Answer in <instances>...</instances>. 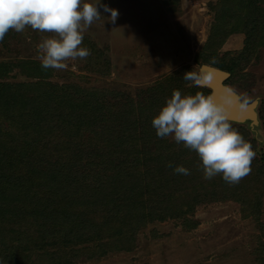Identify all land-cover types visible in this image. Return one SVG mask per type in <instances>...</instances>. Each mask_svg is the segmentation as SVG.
Returning <instances> with one entry per match:
<instances>
[{"label":"rangeland","instance_id":"374dc122","mask_svg":"<svg viewBox=\"0 0 264 264\" xmlns=\"http://www.w3.org/2000/svg\"><path fill=\"white\" fill-rule=\"evenodd\" d=\"M82 2L99 4L101 18L83 34L81 47L91 54L66 61L65 70H45L36 58L50 33L26 26L0 42V209L6 213L0 264H264V0ZM104 5L118 11L114 24ZM202 65L231 69L226 83L248 103L259 99V127L231 123L256 152L238 184L221 175L203 179L196 152L171 136L158 138L152 127L173 90L207 96L183 79ZM78 96L90 108L80 115V130L71 128L77 111L70 105ZM159 159L163 168L155 172ZM169 162L190 174H175ZM63 163L93 182L132 168L144 197L118 190L94 202L102 206L99 214L87 210L82 196L52 194L48 180ZM223 190L238 202L209 199L190 208L188 196L206 199ZM171 194L179 198L158 202ZM127 199L136 200L131 206L146 199L147 213L168 216L186 207L189 214L143 222L136 209L115 220L102 210ZM123 226L128 229L117 236ZM127 241V250H119Z\"/></svg>","mask_w":264,"mask_h":264},{"label":"clouds","instance_id":"9594fccd","mask_svg":"<svg viewBox=\"0 0 264 264\" xmlns=\"http://www.w3.org/2000/svg\"><path fill=\"white\" fill-rule=\"evenodd\" d=\"M98 5L82 0H0V42L9 30L22 33L26 26L50 33L37 45L36 58L45 70H65L66 61L83 60L91 54L81 45L84 32L101 18ZM103 7L111 13L108 19L114 24L118 11ZM183 79L193 86H201L211 77L192 70ZM247 103L244 100L241 107ZM152 127L158 138L171 136L177 144L183 143L185 148L195 151L205 180L221 175L226 183L234 185L251 171L250 165L256 156L252 144L231 125L224 106L202 92L182 95L179 90H173L153 118ZM166 166L173 167L171 162ZM174 173L190 174L183 166H176Z\"/></svg>","mask_w":264,"mask_h":264},{"label":"trees","instance_id":"16d2710c","mask_svg":"<svg viewBox=\"0 0 264 264\" xmlns=\"http://www.w3.org/2000/svg\"><path fill=\"white\" fill-rule=\"evenodd\" d=\"M216 68V67H215ZM221 70V69H220ZM229 74H231V69L227 68L226 70H223ZM227 84V83H226ZM228 85V84H227ZM198 87V86H196ZM3 89V88H2ZM1 93V90H0ZM75 95V94H74ZM209 95V90L207 93V96ZM76 101L70 105V109H72V111H77V114H73V124L71 125L72 129H76V130H80L78 128V123L82 122V119L80 118L81 114H84L86 112H88L90 110V108L86 105V98L83 96H78L75 97ZM65 102V101H63ZM65 107H67L65 105ZM74 108V110H73ZM258 113V111H257ZM258 119H259V125H260V116L258 114ZM77 124V125H76ZM134 126V127H133ZM131 128V133L135 134V130H138V127H136V125H133ZM118 134L120 136H123L126 134V131H118ZM242 135V134H241ZM243 136V135H242ZM244 139L246 141H248L249 143H252L250 140L246 139L244 136ZM263 158V159H262ZM261 161L264 162V155H261ZM162 160H158L157 161V167L154 169L155 172H159L162 168H163V164ZM161 164V165H160ZM160 165V166H159ZM135 166V165H134ZM159 166V167H158ZM128 168V167H127ZM120 169L121 173H119L116 176H107L105 178V181L102 182H93V181H88L89 178H87L86 176H83V170H77L75 167L73 168L71 165H66V164H61L59 165L57 171L55 174H51L48 183H50V185H53V188L51 189L52 194H56V195H63L66 197H75L79 198L82 196L81 200H85V202H87V210L90 209H94L95 211H97L96 213H98V208L102 207L101 204L99 203H94L95 201L99 200V198H103V197H109V195H112L113 193H115V191L117 192L119 191H123L125 189L126 192H128L129 194L132 193L134 194V196L136 198H140L141 200L143 199L144 195L141 193V191L143 192L142 188H141V184H140V180L141 179L139 174H133L128 170H131L132 168H128V169ZM174 167H172L173 170ZM169 170H171V168H169ZM65 172L63 174H59V172ZM109 172V170L107 171ZM258 175L260 176V170H258ZM53 177V178H52ZM85 179H87V181H85ZM100 181V180H98ZM7 185V183H5ZM90 185V186H88ZM93 185V186H91ZM83 188H86V190H83ZM6 189V187L4 188ZM197 191L200 192L201 188L200 185L196 187ZM2 192L0 191V197H2ZM175 194H171L168 195V197L165 199V197H161V195L157 198L158 202L160 203H164L165 201H169L171 198H175V201L179 198V196H174ZM174 196V197H173ZM200 195L197 193V195L195 197L193 196H188V199L191 202L190 208L192 206H196V204H199L200 202H203V200H230V199H234V193H230L228 191L223 190L221 193H210L209 196L206 199H202V197H199ZM186 198V197H185ZM117 199H120V197H117ZM115 200V199H114ZM113 200V203L110 204H105L103 205V211L107 212L109 215V218L111 220H115V218H117L116 216H119L121 218L124 217L123 215V210H126V214L125 215H130L131 213H133L132 209H136L137 210V214L135 215V218L139 219H143V222H145V219L149 218V220H154L153 218H157L158 220L162 221L165 220L166 218L168 219L169 217L172 218H181L186 216L188 213V210H186V207H180L178 208L176 211H174V213H172L171 215L162 213V214H156L155 212H151V213H147L148 209L147 206L145 205V200H143L142 202L138 203L137 206L133 205H129L130 203L135 202L136 200L133 199H127L125 203H118L115 204ZM237 200V199H234ZM238 202V200L236 201ZM126 204V205H125ZM141 205V207H140ZM93 206V208H91ZM111 206H114V208L112 210H114V214L111 213L110 216V211L111 210ZM184 208V209H183ZM4 209H0V216L2 218L6 217V213H3ZM93 214L94 216L98 215V214ZM106 213V214H107ZM92 215V214H91ZM129 217V216H128ZM126 218V216H125ZM108 224L112 225L115 222L118 221H110ZM101 220L103 222L102 219H98ZM108 221V220H107ZM102 222H97L98 226L103 230L104 228L102 227ZM137 223L138 226V221H135ZM108 224L106 225V229L108 228ZM90 226V224H88ZM95 225V224H94ZM87 226V224H85V227ZM127 227V226H126ZM126 227H122L119 232H117V236H123L125 234V231L128 229ZM105 230V229H104ZM90 231V230H89ZM88 231V232H89ZM123 238H121V241L119 240L120 244L123 243ZM94 239L91 238V241H93ZM131 241V240H130ZM130 241L126 242V247H124L123 245L119 247V250H123V248H126L127 250V245L130 243Z\"/></svg>","mask_w":264,"mask_h":264},{"label":"water","instance_id":"95a60500","mask_svg":"<svg viewBox=\"0 0 264 264\" xmlns=\"http://www.w3.org/2000/svg\"><path fill=\"white\" fill-rule=\"evenodd\" d=\"M200 73L209 74L211 79L203 82L201 88L209 90V95L214 102L222 104L225 108V115L230 123H248L251 129L259 127L257 107L259 99L247 103L246 107H241L244 101L242 97L229 85L226 84L230 74L212 66L202 65Z\"/></svg>","mask_w":264,"mask_h":264}]
</instances>
